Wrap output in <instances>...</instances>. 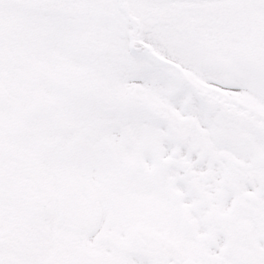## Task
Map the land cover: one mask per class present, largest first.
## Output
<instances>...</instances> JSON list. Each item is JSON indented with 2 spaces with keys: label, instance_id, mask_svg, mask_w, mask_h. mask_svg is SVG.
<instances>
[{
  "label": "snow or ice",
  "instance_id": "obj_1",
  "mask_svg": "<svg viewBox=\"0 0 264 264\" xmlns=\"http://www.w3.org/2000/svg\"><path fill=\"white\" fill-rule=\"evenodd\" d=\"M0 264H264V0H0Z\"/></svg>",
  "mask_w": 264,
  "mask_h": 264
}]
</instances>
